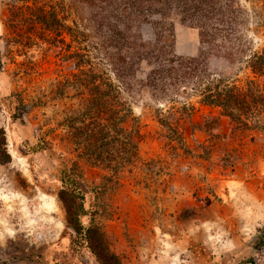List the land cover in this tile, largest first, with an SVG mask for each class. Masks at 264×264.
Here are the masks:
<instances>
[{
  "label": "rangeland",
  "instance_id": "obj_1",
  "mask_svg": "<svg viewBox=\"0 0 264 264\" xmlns=\"http://www.w3.org/2000/svg\"><path fill=\"white\" fill-rule=\"evenodd\" d=\"M47 1L57 5L63 26L86 18L68 0ZM239 2L251 15L253 50L260 51L264 28L253 30L264 6ZM22 6L0 0V37L8 41L0 128L11 158L0 165V264H264L258 244L264 238V113L237 126L194 96L178 140L154 115L169 106L139 99L131 104L137 154L128 162L124 131L131 123L120 122L124 130L116 136L108 115L96 118L91 76L112 77L100 61L103 52L95 50L97 39L86 32L89 62L82 64L64 30L58 38L41 25L11 29ZM200 48L198 31L175 23L173 52L196 57ZM251 76L243 69L237 78ZM11 95L29 108L24 123L12 119ZM37 144H44L38 157L31 148ZM98 153L102 158L94 161ZM62 165L80 175L83 199L59 181Z\"/></svg>",
  "mask_w": 264,
  "mask_h": 264
},
{
  "label": "trees",
  "instance_id": "obj_2",
  "mask_svg": "<svg viewBox=\"0 0 264 264\" xmlns=\"http://www.w3.org/2000/svg\"><path fill=\"white\" fill-rule=\"evenodd\" d=\"M16 1L24 6L17 9L19 18L10 21L11 29L23 32L26 25H32V30L41 25L54 30L58 38L64 30L78 45L82 64L89 62L86 32L97 39L95 50L103 52L100 61L108 65L112 77L106 72L91 76L96 118L102 121V116L108 115L109 129L116 136L124 130L117 127L120 122L131 123L130 130L124 131L128 162L137 154L135 138L139 132L131 104L139 99L169 106L166 110L157 108L154 115L178 140H182L179 123L193 111L188 100L194 96L200 104L220 109L221 115L237 126L247 127L252 117L264 113V49L253 50L247 32L251 15L239 0H68L86 15L74 28L59 24L58 7L47 0H12ZM257 1L264 6V0ZM175 23L198 31V56L173 52ZM260 28H264V18L256 23L253 33L258 34ZM5 43L0 37V73L8 41ZM243 69L252 75L244 82L237 78ZM7 100L14 104L12 119L24 123L28 106L15 95ZM43 145L31 148L36 153ZM93 158L99 161L102 155L93 154ZM10 161L6 135L0 128V165ZM59 172L63 187L83 199L87 189L75 168L63 166ZM258 244L264 245V238Z\"/></svg>",
  "mask_w": 264,
  "mask_h": 264
}]
</instances>
